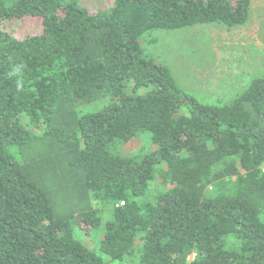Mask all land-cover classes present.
I'll return each instance as SVG.
<instances>
[{"label":"trees","instance_id":"obj_1","mask_svg":"<svg viewBox=\"0 0 264 264\" xmlns=\"http://www.w3.org/2000/svg\"><path fill=\"white\" fill-rule=\"evenodd\" d=\"M91 1L0 0V264H264V76L202 102L142 46L252 0Z\"/></svg>","mask_w":264,"mask_h":264},{"label":"rangeland","instance_id":"obj_2","mask_svg":"<svg viewBox=\"0 0 264 264\" xmlns=\"http://www.w3.org/2000/svg\"><path fill=\"white\" fill-rule=\"evenodd\" d=\"M89 6L91 0H80ZM113 0H98L97 8L111 6ZM15 32L29 33L33 20L29 16L9 22ZM17 29V30H16ZM24 33V32H23ZM142 46L152 58L169 66L177 83L202 102H225L239 93L253 77L264 76V0H252L245 24L226 28L220 24H201L179 30H156L142 36ZM150 139L134 136L127 141L116 140L111 151L141 158L153 149ZM264 164H262V168ZM161 188L155 181L152 193ZM97 207L101 204L94 201ZM103 210V218H108ZM264 219V215L262 216ZM102 227L82 241L97 250L95 240ZM79 234V233H77ZM104 264H136L134 260H112L100 253ZM192 258V256H191Z\"/></svg>","mask_w":264,"mask_h":264},{"label":"built area","instance_id":"obj_3","mask_svg":"<svg viewBox=\"0 0 264 264\" xmlns=\"http://www.w3.org/2000/svg\"><path fill=\"white\" fill-rule=\"evenodd\" d=\"M262 171H264V167L262 168ZM123 202H121L120 204H122Z\"/></svg>","mask_w":264,"mask_h":264}]
</instances>
